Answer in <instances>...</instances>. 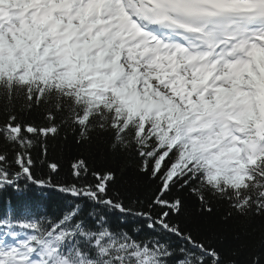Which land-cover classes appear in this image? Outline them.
Segmentation results:
<instances>
[{
	"label": "snow or ice",
	"instance_id": "snow-or-ice-1",
	"mask_svg": "<svg viewBox=\"0 0 264 264\" xmlns=\"http://www.w3.org/2000/svg\"><path fill=\"white\" fill-rule=\"evenodd\" d=\"M28 186L66 204L0 217V264H264V0H0V192Z\"/></svg>",
	"mask_w": 264,
	"mask_h": 264
},
{
	"label": "trees",
	"instance_id": "trees-1",
	"mask_svg": "<svg viewBox=\"0 0 264 264\" xmlns=\"http://www.w3.org/2000/svg\"><path fill=\"white\" fill-rule=\"evenodd\" d=\"M33 118L37 116L33 113ZM61 164L60 179L68 177V159L67 152L58 149L49 157ZM66 204V198L54 190H41L34 186H28L23 192H15L7 189L0 192V217L9 214L17 215L25 205H37L39 210L47 212L49 215L59 212ZM223 209L221 208V212Z\"/></svg>",
	"mask_w": 264,
	"mask_h": 264
}]
</instances>
